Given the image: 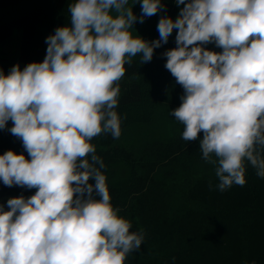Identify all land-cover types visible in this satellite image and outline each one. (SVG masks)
<instances>
[{
    "label": "clouds",
    "instance_id": "obj_1",
    "mask_svg": "<svg viewBox=\"0 0 264 264\" xmlns=\"http://www.w3.org/2000/svg\"><path fill=\"white\" fill-rule=\"evenodd\" d=\"M137 2L139 17L129 0H73L67 24L46 37L42 62L0 69V130L11 121L7 130L30 157L0 155V181L36 189L8 199L7 211L0 205V264H125L140 249L143 231H130L113 207L91 141L120 137L125 65L136 56L150 62L174 29L176 47L163 55L183 89L170 112L182 139L199 141L221 192L246 183V161L264 178V0H174L183 7L175 20L161 16L151 42L133 25L165 6Z\"/></svg>",
    "mask_w": 264,
    "mask_h": 264
},
{
    "label": "trees",
    "instance_id": "obj_2",
    "mask_svg": "<svg viewBox=\"0 0 264 264\" xmlns=\"http://www.w3.org/2000/svg\"><path fill=\"white\" fill-rule=\"evenodd\" d=\"M72 2L0 0V41L19 34L17 64L21 70L29 63L43 61L46 37L67 24V9ZM161 3L166 11L133 25V29L146 32L149 42L159 39L157 24L161 16L175 20L179 14L174 0ZM128 6H132L134 15H141L139 2L129 0ZM176 31L173 30L167 44L154 50L150 62L141 64L140 56H136L130 65H125L115 109L121 118L120 137L114 139L102 133L91 141L105 165L101 171L107 177L113 207L119 208V215L131 222L130 231L142 230L144 239L155 242L154 245L150 240L153 254L132 255L133 258L129 254L125 264H264V178L258 177L247 161L246 183L221 192L216 187L218 178L206 171L199 141H184L182 131L167 137L157 133L138 144L124 141L123 132L148 124L158 104L177 108L181 103L183 89L164 67L163 55L176 47ZM212 46L216 47L214 43L204 45L207 50ZM1 54L2 50L0 69L7 75L13 65L7 64ZM10 127L11 121L0 130V155L11 150L30 159L22 141L7 130ZM261 155L264 157V151ZM35 191L7 187L0 181V198H28ZM172 196L179 199L170 203L175 198ZM195 237L199 243L194 241Z\"/></svg>",
    "mask_w": 264,
    "mask_h": 264
},
{
    "label": "rangeland",
    "instance_id": "obj_3",
    "mask_svg": "<svg viewBox=\"0 0 264 264\" xmlns=\"http://www.w3.org/2000/svg\"><path fill=\"white\" fill-rule=\"evenodd\" d=\"M183 5H181L180 7H178V9L180 10V8H182ZM178 10V12H179ZM115 14V13H114ZM133 35H138L141 38H143L144 40L147 41V36H146V32L139 28V29H133ZM16 33V32H15ZM19 34H16V38L12 37V38H7L4 40L0 41V50H2L3 54H1V58L3 60H6L7 64L10 63L11 65H16L17 64V59L19 58V43H20V39L18 38ZM212 51L215 52H220L216 47L212 46L211 47ZM175 107L172 106H168L165 104H158L157 107L155 108V112H154V116L151 119V121L148 124H142V125H137L135 126L136 129L130 130V131H125L123 132V138L124 141H133L134 143L138 144V141H140L141 139H147L150 138L153 135H157V133H159L158 135H164L165 137L170 136L172 134H175L178 132L183 131V125L180 124L178 121H176L174 119V117L171 116L170 112L172 110H174ZM205 165V164H204ZM206 171L209 174V176L213 177L215 176V167L213 165L210 164H206ZM198 169V167L196 168V170ZM200 170V167H199ZM171 196V195H170ZM175 198H171L170 201L167 199V201H169L170 203L175 202L177 199H179V197L177 196H172ZM11 197H8V199H10ZM203 205V203H202ZM174 207V206H172ZM6 211L9 209H5ZM137 215V214H136ZM139 216V215H137ZM212 235V233H211ZM211 235H208L209 240L211 239ZM202 236V235H200ZM201 238V237H200ZM151 241L153 239H150ZM150 240H147V237L143 240L142 245L140 247L139 250L137 251H133V253H130L131 255H129V257L133 258L132 255H139V254H153V250H151V245H150ZM208 240V241H209ZM194 241L199 243V239L198 237L194 238ZM153 244L155 245V242L152 241ZM210 243V242H209ZM249 255V254H248ZM152 256V255H151ZM195 256H192L191 259H194Z\"/></svg>",
    "mask_w": 264,
    "mask_h": 264
},
{
    "label": "water",
    "instance_id": "obj_4",
    "mask_svg": "<svg viewBox=\"0 0 264 264\" xmlns=\"http://www.w3.org/2000/svg\"><path fill=\"white\" fill-rule=\"evenodd\" d=\"M8 197H10V196L0 198V205H3L4 206V209L7 208V200H8ZM11 198H14V197H11Z\"/></svg>",
    "mask_w": 264,
    "mask_h": 264
}]
</instances>
